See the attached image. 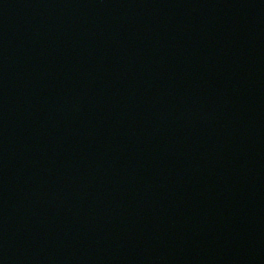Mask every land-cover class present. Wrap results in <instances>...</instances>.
I'll return each instance as SVG.
<instances>
[{"label": "water", "instance_id": "95a60500", "mask_svg": "<svg viewBox=\"0 0 264 264\" xmlns=\"http://www.w3.org/2000/svg\"><path fill=\"white\" fill-rule=\"evenodd\" d=\"M0 264H264V0H0Z\"/></svg>", "mask_w": 264, "mask_h": 264}]
</instances>
